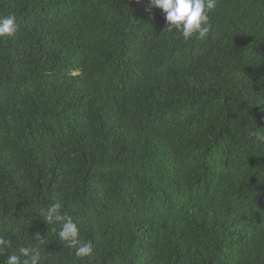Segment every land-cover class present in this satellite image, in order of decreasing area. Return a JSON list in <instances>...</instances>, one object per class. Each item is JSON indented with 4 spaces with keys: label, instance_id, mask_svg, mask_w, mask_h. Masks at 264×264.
Segmentation results:
<instances>
[{
    "label": "trees",
    "instance_id": "obj_1",
    "mask_svg": "<svg viewBox=\"0 0 264 264\" xmlns=\"http://www.w3.org/2000/svg\"><path fill=\"white\" fill-rule=\"evenodd\" d=\"M10 15L0 264L37 235L42 264H264V0H216L187 41L149 0H0ZM57 200L91 256L40 215Z\"/></svg>",
    "mask_w": 264,
    "mask_h": 264
},
{
    "label": "clouds",
    "instance_id": "obj_2",
    "mask_svg": "<svg viewBox=\"0 0 264 264\" xmlns=\"http://www.w3.org/2000/svg\"><path fill=\"white\" fill-rule=\"evenodd\" d=\"M149 4L163 11L167 22L166 31L176 32L186 41L193 37L205 39L212 32L210 19L216 7V0H149ZM18 28L15 16L0 18V38L14 37ZM250 135L264 144V133L254 131ZM39 213L48 225L58 226V232L54 227L51 230L57 232L58 238L65 246L75 249L77 259L92 255V243L81 238L80 228L72 216L63 211L59 200L41 208ZM35 240V245L22 246L12 251L6 264H42V253L45 252L48 241L39 235ZM12 245L13 241L0 234V257H3L8 249H12Z\"/></svg>",
    "mask_w": 264,
    "mask_h": 264
}]
</instances>
